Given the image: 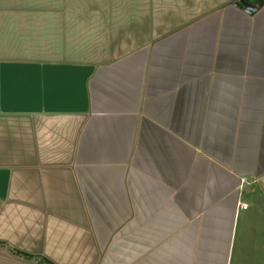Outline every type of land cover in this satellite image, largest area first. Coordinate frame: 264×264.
Instances as JSON below:
<instances>
[{
  "label": "crops",
  "instance_id": "obj_1",
  "mask_svg": "<svg viewBox=\"0 0 264 264\" xmlns=\"http://www.w3.org/2000/svg\"><path fill=\"white\" fill-rule=\"evenodd\" d=\"M8 248L264 264V0H0Z\"/></svg>",
  "mask_w": 264,
  "mask_h": 264
},
{
  "label": "trees",
  "instance_id": "obj_2",
  "mask_svg": "<svg viewBox=\"0 0 264 264\" xmlns=\"http://www.w3.org/2000/svg\"><path fill=\"white\" fill-rule=\"evenodd\" d=\"M8 250L14 254L15 256L21 258V259H24V260H28V261H34L38 264H53L52 262L48 261L47 259L45 258H38V257H32V256H29V255H26V254H23V253H20L16 250H13L11 248H8Z\"/></svg>",
  "mask_w": 264,
  "mask_h": 264
},
{
  "label": "water",
  "instance_id": "obj_3",
  "mask_svg": "<svg viewBox=\"0 0 264 264\" xmlns=\"http://www.w3.org/2000/svg\"><path fill=\"white\" fill-rule=\"evenodd\" d=\"M245 2L246 3H249V0H245ZM235 7H237L238 9H241V10H243V7H245L246 8V5H245V3L244 2H240L239 4H235ZM258 7V6H257Z\"/></svg>",
  "mask_w": 264,
  "mask_h": 264
},
{
  "label": "built area",
  "instance_id": "obj_4",
  "mask_svg": "<svg viewBox=\"0 0 264 264\" xmlns=\"http://www.w3.org/2000/svg\"><path fill=\"white\" fill-rule=\"evenodd\" d=\"M245 208V207H244Z\"/></svg>",
  "mask_w": 264,
  "mask_h": 264
}]
</instances>
